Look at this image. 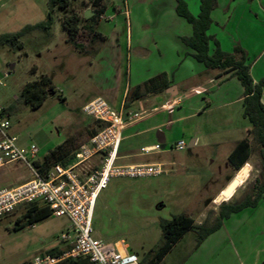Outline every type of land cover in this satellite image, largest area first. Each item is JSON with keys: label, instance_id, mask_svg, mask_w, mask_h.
<instances>
[{"label": "rangeland", "instance_id": "1", "mask_svg": "<svg viewBox=\"0 0 264 264\" xmlns=\"http://www.w3.org/2000/svg\"><path fill=\"white\" fill-rule=\"evenodd\" d=\"M48 1L0 0V35L18 32L26 25L43 21L48 13ZM169 1L171 0H104L107 14L100 20V29H105L108 34L109 27L127 22L133 25L134 33L142 31L151 37L157 31L154 24L159 20H168L167 17L159 16L163 15V7H166ZM185 1L190 12L197 16L200 11L199 0ZM229 4L231 8L238 9L237 13L231 15V23L227 28H213V33L225 44L224 48L234 39L242 43H252L250 59H247L246 64L248 65L254 56L261 55L253 72L257 77L258 71L264 66V0H230ZM259 5L263 6V11L257 9ZM115 8L120 10L119 16L109 22L106 18ZM72 9L84 17V13L89 12L91 6L87 0H81L73 2ZM63 16L64 13L55 12L52 38L46 37L41 31H35L21 38L23 49L0 46V108L12 104L28 82L40 77L33 71L36 66L41 74L48 75L56 88V93L49 96L38 109L33 110L18 104L17 111L9 119V134L17 138L18 146L22 145L21 149L24 151L37 147V160L42 162L60 140L67 139L75 131L74 124L90 122L83 112V107L85 97L92 93L88 76L95 69L88 66L86 57L64 42L65 34L60 22ZM240 20L244 22L240 23ZM145 24L147 28L141 29ZM78 42L83 44V48L93 51V44L88 43L84 30L81 31ZM238 110L239 106H234L229 110L213 111L205 117H221L222 113L226 112L229 113L227 115L230 119L235 120L239 117ZM79 129V136H85L86 141L78 143L75 137L67 141L76 148L90 138L88 127ZM142 139L144 138H139L138 141L124 140L119 146L120 155L124 154L125 150L135 154L141 153ZM76 148L74 147V150ZM189 150L190 147H187L183 152H167L162 155L163 158L149 155L142 157L141 160L146 162L163 160L166 163V172L160 176L111 177L96 202L92 236L105 242L122 241L139 259L150 258L163 243L159 221L181 213L196 212L198 207L203 208L208 200L215 196L218 185L224 178V172L219 170L218 176L211 179L201 164L191 166V169L169 164V161L177 162L179 157L185 156ZM253 155L254 164L249 173L248 185L245 187L247 192L252 191L256 179L263 178L259 150L256 146ZM127 161H119L117 165L124 166ZM16 162L19 163L6 167L10 175L23 176L29 173L26 163ZM242 197L243 194H238L236 198ZM220 204L219 201L210 205L206 216L211 211L217 213ZM24 212L25 206H20L12 213L0 217V264H27L35 257L44 256L52 248L65 246L59 240L61 235L70 229L71 222L67 217L51 215L34 225L15 230L17 218Z\"/></svg>", "mask_w": 264, "mask_h": 264}, {"label": "crops", "instance_id": "2", "mask_svg": "<svg viewBox=\"0 0 264 264\" xmlns=\"http://www.w3.org/2000/svg\"><path fill=\"white\" fill-rule=\"evenodd\" d=\"M229 1L218 0V7L211 14L213 23L209 34L215 37L223 51L232 53L235 47L240 46L246 51L250 59L252 43H242V41L238 42L234 39L224 48L223 45L225 44L213 33V28H227L231 23V15L234 16L237 13L238 9L236 7L231 8ZM200 2L201 0H199ZM103 5L106 8L105 17L107 7L104 0ZM176 6V0H171L166 7H163V15L159 17H167L168 20L157 21L154 24L157 31L151 37L142 31L134 33L133 25H129L127 22H115L116 24L107 29L109 30L107 34L105 29L104 31L100 29L102 20L99 21L96 31L103 36V39L88 41V43L93 44V51L91 52L90 49L86 48L81 51L75 49L67 41L68 36L65 30L63 28L62 30L65 34L64 42L72 46L77 53L86 57L85 61L88 66L95 69L88 76L92 93L87 97L84 96L85 105L95 98H103L111 108L124 113L125 128L122 134V142L126 139L138 141L139 138H144L140 141L142 143L139 154L125 150L124 154L120 155V147L117 164L119 161L128 160L124 166L163 164L167 167L163 160L154 159L156 161L146 162L141 158L145 155L163 158L162 155L167 152H183L187 147H190L185 156L179 157L177 162L169 161V164H177L187 169H191L190 167L196 164H201L211 179L218 176L219 170L224 172V178L220 181L215 196L208 200L203 208L198 207L196 212L185 213L192 217L197 224H201L207 217L206 212L210 205L219 201L221 204L228 202L233 196L234 200L239 201L253 192L254 186L250 192L245 191V187L248 185L249 173L254 164L253 150L255 146L258 149V146L255 142H251L252 155L240 170H236L230 165L229 156L237 144L246 138L252 141L250 135L252 126L248 119L243 116L244 89L237 77L232 74L223 75L219 70L207 69L193 57L194 51L181 41L182 37L191 36L193 29L185 19L181 20L176 12ZM257 9L263 11V6L259 5ZM87 13L89 18L94 16L90 11ZM118 13L120 10L115 8V11L106 19L111 22L119 16ZM255 17L258 18L256 14ZM243 22L240 20V23ZM53 28L51 30L52 36H54ZM146 28L147 25L141 27V29ZM215 49L216 45L211 42V54ZM260 59L261 55L254 56L248 63L255 84L264 77V66L258 71L257 77L253 74ZM56 61L58 62V59ZM60 66L62 67V65ZM35 68V75H40L37 77L38 79L44 76L48 77L47 74H41L38 71V66ZM161 74L166 75L167 81L170 83L169 89L156 95L151 94L134 99L133 97L139 93L136 91L129 101L131 90ZM125 103H128V107H125ZM262 103L264 104V94ZM234 106H239V117L235 120L230 119L227 115L229 113L226 112L222 113L221 117H205L213 111L229 110ZM89 119L90 122L74 124L75 131L67 139L60 140L54 148L64 145L67 154L75 157L79 148L89 140L82 143L79 148L68 144L67 141L74 137L78 143L86 141L85 136H79V128L82 127L89 128L91 137L95 131V124L91 118ZM181 140L186 142V148L183 151H177L174 146ZM157 145L160 146V150L150 154L142 153L143 148H154ZM21 146L19 145L20 148H22ZM168 147L170 148L168 149ZM13 163L19 162L0 166V191L20 186L32 179L30 168H28L29 173L23 176L10 175L6 167ZM37 164L38 166L41 165L42 161L37 160ZM246 168L248 172L243 183L234 187L233 194L227 200L224 193L231 188V185L235 183ZM261 179H264V171ZM238 194H243V197L237 199ZM215 215H217L216 212H214ZM196 239L195 232H187L165 256L161 264H263L264 197L255 207H247L240 212L233 213L224 220L219 230L209 235L198 246ZM64 244L65 246L60 248L61 250L70 246L67 243Z\"/></svg>", "mask_w": 264, "mask_h": 264}, {"label": "trees", "instance_id": "3", "mask_svg": "<svg viewBox=\"0 0 264 264\" xmlns=\"http://www.w3.org/2000/svg\"><path fill=\"white\" fill-rule=\"evenodd\" d=\"M81 0H49L48 13L46 18L36 24H29L20 31L14 33H5L0 35V46L23 49L21 38L35 31H41L46 37H51V30L54 24V14L56 11L64 13L61 18L62 28L67 33V41L78 51L83 49V44L78 42L81 31L87 34L88 41L103 39V36L96 31V26L104 16L105 6L103 0H87L90 3L94 16L89 19L84 18L77 10L72 9V3ZM176 12L192 26L193 33L191 36H184L181 41L194 51L193 57L202 63L207 69L219 70L221 74H232L240 81L243 89V116L248 119L252 128L250 135L252 141L248 138L240 141L229 156L230 165L240 170L252 155L251 142L258 146L261 168L264 171V104L262 96L264 94V77L258 83H254L250 73V67L246 64L248 59L246 51L237 46L232 53L225 52L221 49L219 42L215 37L209 34L213 23L211 18L212 12L218 7V0H201L200 11L194 16L185 0H176ZM216 45L215 51L211 54L210 43ZM34 67L33 71L35 72ZM170 83L167 81L165 74L158 75L141 86L131 90L129 101L132 94L136 91L139 93L134 99H139L151 94H159L169 89ZM56 93V88L49 77L44 76L28 82L15 101L7 107L2 108V115L11 117L17 111V105L23 104L35 110L41 107L47 98ZM128 107V103H125ZM74 158L73 155L67 154L64 145H59L48 154H46L41 168H49L53 164L60 163L67 165ZM38 166V164H37ZM264 197V179H256L253 192L246 195L242 200H234V196L228 201L223 202L217 215L211 211L206 219L197 224L195 220L185 213L173 215L170 219H161L159 227L162 231L163 243L154 251L150 258H144L140 264H161L165 256L180 241V239L189 231L197 235L196 243L200 245L209 235L219 230L225 219H228L233 213L242 211L247 207H255ZM52 215L51 210L40 203H32L25 206V212L17 218L15 230L25 226L34 225ZM71 246L61 250L58 247L52 248L48 254L54 257H61L69 251ZM58 264H91L87 258H75L61 261ZM264 264V262H263Z\"/></svg>", "mask_w": 264, "mask_h": 264}, {"label": "built area", "instance_id": "4", "mask_svg": "<svg viewBox=\"0 0 264 264\" xmlns=\"http://www.w3.org/2000/svg\"><path fill=\"white\" fill-rule=\"evenodd\" d=\"M83 112L95 124L89 141L67 165L57 163L44 170L36 165L38 148L30 147L24 151L18 146L17 138L9 134L10 118L3 116L0 108V166L23 161L32 172V179L26 183L0 191V217L20 206L40 203L47 206L52 215L70 220V229L61 235L59 242L69 244L71 249L61 257L48 254L35 257L28 264H58L75 258H87L91 264H140L141 259L123 242H105L92 236L96 202L111 177L160 176L166 172L165 165H117L125 128L124 113L111 108L101 97L87 103ZM185 148L184 140L174 146L177 151ZM160 149L158 145L143 148L142 153L150 154Z\"/></svg>", "mask_w": 264, "mask_h": 264}, {"label": "bare ground", "instance_id": "5", "mask_svg": "<svg viewBox=\"0 0 264 264\" xmlns=\"http://www.w3.org/2000/svg\"><path fill=\"white\" fill-rule=\"evenodd\" d=\"M243 171V170H242ZM248 172V169H244L243 172H241V175L236 179L235 183L231 185V188L228 189L225 193H224V197L228 200L229 197H231V195L233 194L232 191H234V187L236 185H239L241 183H243V180L245 179V176Z\"/></svg>", "mask_w": 264, "mask_h": 264}, {"label": "water", "instance_id": "6", "mask_svg": "<svg viewBox=\"0 0 264 264\" xmlns=\"http://www.w3.org/2000/svg\"><path fill=\"white\" fill-rule=\"evenodd\" d=\"M90 12H91L92 14H94V12H93V11H91V10H90ZM84 17H85L86 19H88L90 16H89V14H88V13H86Z\"/></svg>", "mask_w": 264, "mask_h": 264}]
</instances>
